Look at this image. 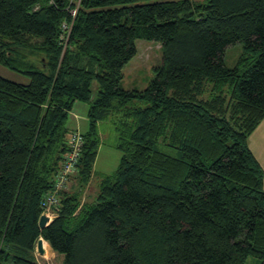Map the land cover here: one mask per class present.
Returning a JSON list of instances; mask_svg holds the SVG:
<instances>
[{
    "label": "trees",
    "instance_id": "16d2710c",
    "mask_svg": "<svg viewBox=\"0 0 264 264\" xmlns=\"http://www.w3.org/2000/svg\"><path fill=\"white\" fill-rule=\"evenodd\" d=\"M73 7L0 0V65L28 77L0 76V264H42L39 238L62 264H264V171L248 145L264 118V0H80L72 17ZM136 39L158 43L161 63L147 87L125 90ZM76 101L88 124L75 180L40 229ZM104 121L120 160L82 200Z\"/></svg>",
    "mask_w": 264,
    "mask_h": 264
},
{
    "label": "rangeland",
    "instance_id": "374dc122",
    "mask_svg": "<svg viewBox=\"0 0 264 264\" xmlns=\"http://www.w3.org/2000/svg\"><path fill=\"white\" fill-rule=\"evenodd\" d=\"M135 44L137 53L131 60L124 64L122 77L119 81V87L125 90H141L147 87L149 81L154 77L155 67L161 63V49L158 43L144 39H136ZM242 50L243 45L239 42L226 47L224 51L225 66L232 68L236 64ZM0 76L16 82H28L27 76L3 65H0ZM91 89V97L94 98L97 90V82L95 79L92 80ZM87 108L88 104L85 102L76 101L74 103L66 122L69 129L77 128L80 132L85 131L88 124L86 119ZM99 130L101 142L94 162L95 175L92 177L91 184L85 189L82 200L85 198V200L94 199L98 191V182L101 176L111 174L116 169L121 156V152L114 145L116 142V134L110 122L104 121L100 123ZM163 150L170 155H178V150L176 149L165 147ZM75 174L71 177L70 184L74 182ZM69 186L71 185H68L67 189H69ZM54 216L55 212L52 211V218ZM43 246L46 249L48 244L43 242ZM36 257L42 264H62L63 259L62 255L54 252L51 255L47 254V252L44 255H39L36 252ZM243 264H261V261L256 257L248 256Z\"/></svg>",
    "mask_w": 264,
    "mask_h": 264
},
{
    "label": "built area",
    "instance_id": "2783aa9c",
    "mask_svg": "<svg viewBox=\"0 0 264 264\" xmlns=\"http://www.w3.org/2000/svg\"><path fill=\"white\" fill-rule=\"evenodd\" d=\"M70 1L74 4V7L70 9V14L74 17L80 0ZM70 27L71 23L62 24L60 40L64 41V44L68 39ZM82 144V133L78 129L71 130L68 136V149L63 155L62 167L54 179L53 188L45 193L41 202L42 214L46 215L49 221L52 219V211L58 206L60 192L68 188L71 177L77 171Z\"/></svg>",
    "mask_w": 264,
    "mask_h": 264
},
{
    "label": "crops",
    "instance_id": "0c3cea01",
    "mask_svg": "<svg viewBox=\"0 0 264 264\" xmlns=\"http://www.w3.org/2000/svg\"><path fill=\"white\" fill-rule=\"evenodd\" d=\"M248 145L264 171V118L250 134Z\"/></svg>",
    "mask_w": 264,
    "mask_h": 264
},
{
    "label": "water",
    "instance_id": "95a60500",
    "mask_svg": "<svg viewBox=\"0 0 264 264\" xmlns=\"http://www.w3.org/2000/svg\"><path fill=\"white\" fill-rule=\"evenodd\" d=\"M49 219L46 215L44 214H41L40 217H39V220H38V226L40 229H43L48 223H49ZM36 252L39 254V255H44L45 252H47V254L51 255L52 254V248L48 245L47 247V250L44 249V246H43V239L42 238H39L37 240V243H36Z\"/></svg>",
    "mask_w": 264,
    "mask_h": 264
},
{
    "label": "bare ground",
    "instance_id": "6f19581e",
    "mask_svg": "<svg viewBox=\"0 0 264 264\" xmlns=\"http://www.w3.org/2000/svg\"><path fill=\"white\" fill-rule=\"evenodd\" d=\"M47 247H48V246H47ZM45 250H47V248H46Z\"/></svg>",
    "mask_w": 264,
    "mask_h": 264
}]
</instances>
